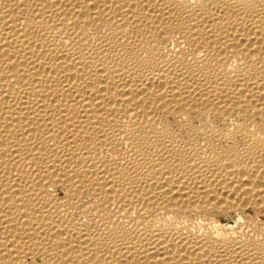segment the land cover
<instances>
[{
	"label": "bare ground",
	"instance_id": "bare-ground-1",
	"mask_svg": "<svg viewBox=\"0 0 264 264\" xmlns=\"http://www.w3.org/2000/svg\"><path fill=\"white\" fill-rule=\"evenodd\" d=\"M0 264H264V0H0Z\"/></svg>",
	"mask_w": 264,
	"mask_h": 264
}]
</instances>
